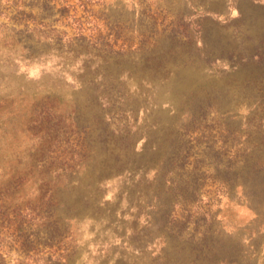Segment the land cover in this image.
<instances>
[{
    "label": "rangeland",
    "instance_id": "374dc122",
    "mask_svg": "<svg viewBox=\"0 0 264 264\" xmlns=\"http://www.w3.org/2000/svg\"><path fill=\"white\" fill-rule=\"evenodd\" d=\"M261 41L264 0H0V264H264V207L245 197L264 164ZM130 148L133 170L98 175ZM231 165L246 193L221 183ZM16 209L25 237L1 217Z\"/></svg>",
    "mask_w": 264,
    "mask_h": 264
},
{
    "label": "trees",
    "instance_id": "16d2710c",
    "mask_svg": "<svg viewBox=\"0 0 264 264\" xmlns=\"http://www.w3.org/2000/svg\"><path fill=\"white\" fill-rule=\"evenodd\" d=\"M248 39H250V36ZM261 43H262V41L260 43L256 44V48L253 51L247 52L248 53L247 56L255 64H261V61L263 58L262 54L264 53V47L262 46ZM234 76H236V74H234L233 77ZM247 82L248 81L242 79L240 85L242 87H245L247 90L250 88V93H251L250 97H252L253 96V94H252L253 89H251V86H253L254 83H253V81L250 82L249 84ZM255 87H256V85H255ZM261 91H262L261 93L263 94L264 89ZM187 105H190V106H188V108H186V110L182 114L181 113L180 114L186 115L188 117L187 124L189 125L190 122H192L189 119L191 116V113H193L191 108L195 107L196 103H194L192 105L191 104H187ZM211 105L212 104H210V107H211ZM2 113H3V110L0 109V114H2ZM98 119L100 122H104L103 116H99ZM72 122H73V120H72ZM73 125H74V127H76L75 135L79 139L81 137L82 130L80 128H78L80 124H79L77 119L76 120L74 119ZM107 131H105V132H107ZM87 136H88V134H87ZM87 139H88V137H87ZM88 140L90 142L92 141V139H88ZM84 143L81 144L79 142L77 144V147H76V150H77L76 152H77V155L79 156L78 165L80 166V168L82 167L83 164L87 163V161H89L90 159L93 160L92 158L86 156L84 149H87V146ZM144 154H145V150L137 152V150H135V148H130L128 150L127 154H123V156L127 159L126 165L124 166V168H122L123 160H122V156H120V155L113 157V161L110 160L111 158L106 159V160L104 159L103 162L100 163V164H102V166H100V167L95 166V168L97 169V171L99 173L98 175H100V177H102V176L103 177H114V175L121 174L123 172L127 173L129 170H133L132 166H130V165L139 164L140 160L146 157V155H144ZM153 154H156V153H153ZM245 162H243L242 164L244 165ZM241 170L243 171L242 168H239V170H238L236 168V165H231V166H229V168L225 169V171L230 172V176H228V177L223 176V178H221L220 176H218V177L221 180V183L226 184L230 189L236 190L238 188H241L243 193H246V190L250 187V183L248 182V180H243V178L241 177V175H242ZM217 171L220 172V170L218 168H217ZM249 174L252 175V177H254V180L251 184L253 185L252 189H253V193H254L255 198L253 196H252V198H250L247 194L245 197L247 199L246 201H247V205H248L249 209L254 213L256 218H259L261 215V212H260L261 210H259V208L264 207V193H262L264 186H262L263 184L256 185V183L258 182L259 177L264 178V164H260L256 169L249 171ZM169 175H170V172H167V173H165L166 179L162 178V180H163L162 181V183H163L162 192L164 193V195L172 196V200L174 201L173 202L174 205L178 204L176 202L180 199H181V202H184V192L181 188V184L179 183V185L178 184L176 185L174 183V181L168 180L167 177H169ZM249 181H250V178H249ZM258 189H262V190H259L256 193V190H258ZM152 197L153 196H151V198ZM61 215L62 216L59 217L61 219V221L67 220V219H64L63 213ZM1 217L6 218L8 220V223H11V225L16 226V224H17V227H15L16 230H18L21 233L22 237H25V216H23L21 214L20 210H17V209L15 210L13 218H9V215L5 214L4 212L2 213ZM263 219H264V213H263ZM2 224H4V223L2 222ZM147 228L152 229L153 226L151 224H149ZM8 229L10 230V227H8ZM183 233L184 232H182V234H179L178 238H182ZM27 241L31 242L30 238H28ZM236 249L238 250V248H236V247H230L229 251H226V249H225V251H223V253H222L224 256H222V254L218 252V255H216V258L219 260L224 259V260H222L224 262L231 261L230 257L233 253L236 252ZM113 264H128V260H125L124 258H119V259H116Z\"/></svg>",
    "mask_w": 264,
    "mask_h": 264
}]
</instances>
